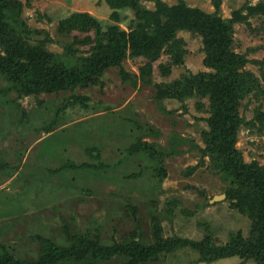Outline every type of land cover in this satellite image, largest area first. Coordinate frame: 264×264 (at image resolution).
<instances>
[{"label":"rangeland","instance_id":"374dc122","mask_svg":"<svg viewBox=\"0 0 264 264\" xmlns=\"http://www.w3.org/2000/svg\"><path fill=\"white\" fill-rule=\"evenodd\" d=\"M21 1L22 18L33 30L34 41H45L49 50L58 53L73 39L59 34V22L75 12H88L104 27L117 23L125 30L135 18L128 8L120 10L119 20L112 18L114 9L105 0ZM185 1L209 13L216 10L214 0ZM144 3L155 8L153 2ZM260 3L264 0H222L220 14L231 18L241 8L247 14L246 6ZM234 26L235 51L247 54L250 62L245 69L260 79L259 89L240 102L245 122L237 147L246 162L263 165L264 128L255 114L259 106L264 111V18L249 15ZM178 36L186 42L183 63L164 73L160 65L170 58L163 52L154 62L151 83L139 77L147 59L128 57L122 63L125 76L120 67L110 68L100 85L21 98L14 92L0 93V253L6 246L17 257L37 259L40 237L65 246L67 233L99 232L105 244L135 235L151 244L156 241L154 218L166 238L201 240L210 233L222 245L231 232L249 236L251 218L231 206L226 195L229 183L201 152L203 131L209 128V98L180 101L156 96L155 84L208 70L201 37L189 31H179ZM87 48L78 54L89 55ZM139 138L177 152L163 162L167 171L163 181L154 175L155 160L143 153L127 155V148ZM92 147L100 151V159L89 154ZM68 161L105 167L63 168ZM220 195L223 198L214 199ZM120 262L115 257L103 264ZM146 264L257 263L241 256L206 262L200 252L186 247L162 253Z\"/></svg>","mask_w":264,"mask_h":264},{"label":"trees","instance_id":"16d2710c","mask_svg":"<svg viewBox=\"0 0 264 264\" xmlns=\"http://www.w3.org/2000/svg\"><path fill=\"white\" fill-rule=\"evenodd\" d=\"M114 9L111 17L119 20L123 9H131L135 18L129 29L113 23L104 27L101 20L88 12H75L60 20L59 34L66 41L62 53L53 52L46 42L33 37V30L22 18L21 0H0V93L14 92L19 98L41 93H59L78 87L102 84L101 78L113 67L125 71L122 63L128 57H144L147 62L140 67L139 77L151 83L154 62L163 52L169 56L160 67L168 73L174 64H182L186 42L178 36L179 31H189L201 37L205 53L206 71L184 74L169 83H157L158 100L173 98L208 97L210 116L206 119L208 129L203 131L205 147L203 156L227 180V199L231 206L247 214L251 220L249 236L231 232L225 244L217 245L210 233L201 240L187 237H164L162 225L156 218L152 221L155 242L147 244L143 237L135 235L111 244H105L99 232L67 233L69 244L57 245L51 239L40 237L37 259L17 257L6 246L1 248L0 264H103L115 257L119 264H146L162 253L190 247L201 253V260L213 262L226 257L241 256L264 264V164L246 162L237 147L238 134L245 120L239 113L240 102L260 87V79L246 70L250 62L247 54L235 51V23L258 14L264 18V3L246 6L233 12L231 18L222 17L220 4L214 0L215 12L209 13L192 7L185 0L168 5L164 0H105ZM144 2H153L155 8ZM42 33L43 30H35ZM50 39V38H49ZM51 41V40H49ZM48 41V42H49ZM82 47V49H81ZM88 47L89 55H79ZM255 120L264 128V111L256 110ZM249 124H253L252 122ZM169 151V150H168ZM166 151L161 146L142 141L141 138L127 148V155L143 153L154 161V175L160 181L166 177L163 166L165 158L176 151ZM177 153V152H176ZM89 154L100 159L96 147ZM105 165L68 161L65 169L93 168L101 170ZM138 175V174H137Z\"/></svg>","mask_w":264,"mask_h":264},{"label":"water","instance_id":"95a60500","mask_svg":"<svg viewBox=\"0 0 264 264\" xmlns=\"http://www.w3.org/2000/svg\"><path fill=\"white\" fill-rule=\"evenodd\" d=\"M221 198H223L222 195L214 197L215 200H218V199H221Z\"/></svg>","mask_w":264,"mask_h":264}]
</instances>
